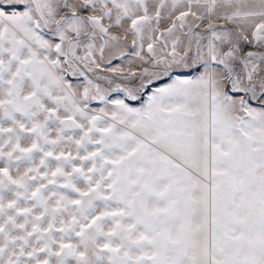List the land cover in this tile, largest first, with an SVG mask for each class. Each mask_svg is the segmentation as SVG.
I'll return each mask as SVG.
<instances>
[{
    "label": "snow or ice",
    "instance_id": "6c2138e0",
    "mask_svg": "<svg viewBox=\"0 0 264 264\" xmlns=\"http://www.w3.org/2000/svg\"><path fill=\"white\" fill-rule=\"evenodd\" d=\"M0 264H264V0H0Z\"/></svg>",
    "mask_w": 264,
    "mask_h": 264
}]
</instances>
